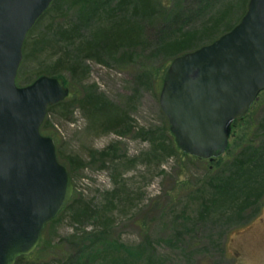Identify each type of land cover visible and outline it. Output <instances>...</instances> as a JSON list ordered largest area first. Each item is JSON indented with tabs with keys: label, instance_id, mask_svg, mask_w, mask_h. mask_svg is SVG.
<instances>
[{
	"label": "rangeland",
	"instance_id": "1",
	"mask_svg": "<svg viewBox=\"0 0 264 264\" xmlns=\"http://www.w3.org/2000/svg\"><path fill=\"white\" fill-rule=\"evenodd\" d=\"M203 2L205 12L189 20L187 29L203 32L208 18H222L213 36L204 32L198 36L201 46L239 23L248 5L245 0ZM79 9L75 4L55 15L52 29L47 27L49 16L41 26L36 22L25 42L32 44L33 35L43 33L48 50L29 51L27 60L24 51L17 85L33 83L41 63L54 60L55 46L60 48L63 43L50 42L56 40L60 24L77 18ZM171 9L172 13H191V9L195 15L199 8L196 0H177ZM156 33V28L149 29L147 41L129 50H133L132 57L122 50L103 58L102 63L86 62L88 74L79 81L63 74L70 94L50 108L47 120L58 158L71 172L75 191L57 220L42 233L40 254L45 257L27 264H55L71 257L88 258L86 264H264V190L240 207L239 197L235 207L236 199L221 197L224 181L237 169L235 164L244 152L251 153L253 161L264 155V92L248 115L233 123L229 147L222 156L210 161L181 151L175 155L163 151L161 144H170L166 132L170 124L160 94L171 62L157 50ZM162 75L161 84H156L155 79ZM91 89L128 115L132 127L127 133H107L89 124L80 100ZM154 141L158 145L155 151ZM258 164L262 169L245 174H261L264 160ZM115 192L116 196L111 195ZM110 201L107 234L82 233L98 230V219L74 221V211L80 212L82 202H87L95 213L103 212Z\"/></svg>",
	"mask_w": 264,
	"mask_h": 264
},
{
	"label": "water",
	"instance_id": "2",
	"mask_svg": "<svg viewBox=\"0 0 264 264\" xmlns=\"http://www.w3.org/2000/svg\"><path fill=\"white\" fill-rule=\"evenodd\" d=\"M53 1L0 0V264L31 255L75 191L54 139L41 132L49 108L69 96L65 80L17 85L27 35ZM263 91L264 0H249L230 31L172 59L160 105L179 149L213 161Z\"/></svg>",
	"mask_w": 264,
	"mask_h": 264
},
{
	"label": "trees",
	"instance_id": "3",
	"mask_svg": "<svg viewBox=\"0 0 264 264\" xmlns=\"http://www.w3.org/2000/svg\"><path fill=\"white\" fill-rule=\"evenodd\" d=\"M176 1L177 0H54L51 4L52 6L38 19L37 26H41L42 21L49 16L51 21H49L47 27L50 25L48 29H52L51 27L54 26L53 21L55 15L65 10V8L69 10L75 4L80 5L79 14L74 21L68 24H60L57 35H55L56 40H51L50 43H55L57 45L63 43V46H60V48L55 46L56 53L54 54L57 55L53 56L54 60L51 58L50 60H46L47 62H42L36 74L39 75V77L42 75L62 77L68 86L67 80L63 77L65 72L69 73L73 80L79 81L82 79L81 77H85V75L88 74L89 67L86 65V62L90 60L102 63L104 62L103 58L111 55L115 56L122 50L127 51L128 55L132 57L133 50L131 52H129V50L143 41L146 42L147 31L155 28L157 29V33L155 34L157 39V50L167 61L171 62L174 57L199 48L202 44L198 43V36L204 33L213 36L212 34H214L219 26L222 16L208 18L202 25V31L204 33L193 28L187 29L189 26L188 21H194V19L202 16L207 5L204 4L203 0H196L199 9L196 11L195 15L191 9V13L185 10L172 13L171 7ZM245 2L247 3L249 0H245ZM234 26L235 25L231 26L227 32ZM33 36L34 41L31 42L32 44L25 42V60L28 58L27 53L29 54V51H31L30 54H33L35 51L48 50L49 44L46 42L47 38L45 34L39 33ZM213 41H211V43ZM147 77H145L146 80H148ZM162 77L163 75L155 79L156 84H161ZM80 106L90 121L89 124H92L91 126L94 128H103L107 130V133L111 131L125 134L132 127L126 113L122 112L115 104L108 103L102 95L93 92L92 89L86 92L82 100H80ZM48 114L41 126V132L51 137L52 132L50 130L52 126L49 120H47ZM166 132L168 133L170 144L169 146H165V144L162 143V150H169L171 154L175 155L181 150L171 130L167 128ZM149 134L152 133H148V135ZM153 144V150L155 151L158 145H156V141H154ZM250 154L251 153L248 152L243 153L242 158L235 164L237 169L229 179L227 178L228 181H224L226 189L222 192L221 197L225 199H236L233 202L234 207L239 205L238 203L239 201L241 202V200L242 202L239 207L242 206L252 195L260 194L264 190V170L261 174L258 173V176H253L251 174L249 176L245 174L248 171L255 173L256 168H261L258 161L264 160V155L256 157L253 161L251 158L252 155L250 156ZM106 157L107 155L103 153L102 160L104 162ZM78 163L80 162L75 164L79 166ZM111 195L116 196L117 194L115 192ZM238 197L239 201L237 200ZM242 197L243 199H241ZM114 198L115 197L112 199ZM111 203L110 201L106 204L103 212H101V209L99 212L95 213L96 210L90 207V203L82 202L80 212L74 211V221L75 219L85 220L97 218L99 223L98 230L85 231L82 233L86 234V236L95 235L94 237H99L101 235L105 236L107 234L109 231V217L106 215L108 212L107 206L111 205ZM72 204H74V202ZM56 220L57 218L53 219L48 224ZM42 249H44L43 237L37 251L29 256L19 258L16 264H27L31 261L43 260L45 256L40 254L42 253ZM75 260H77V262ZM80 261L82 262L81 264H86L89 262V259L85 258L84 260H80L79 257H71L68 260H64V262L58 261L55 264H79Z\"/></svg>",
	"mask_w": 264,
	"mask_h": 264
},
{
	"label": "bare ground",
	"instance_id": "4",
	"mask_svg": "<svg viewBox=\"0 0 264 264\" xmlns=\"http://www.w3.org/2000/svg\"><path fill=\"white\" fill-rule=\"evenodd\" d=\"M66 83V82H65ZM67 86V85H66ZM68 87V86H67ZM69 88V87H68ZM70 90V89H69ZM70 94V93H69ZM72 178V177H71ZM72 182H73V179H72ZM74 184V183H73Z\"/></svg>",
	"mask_w": 264,
	"mask_h": 264
}]
</instances>
